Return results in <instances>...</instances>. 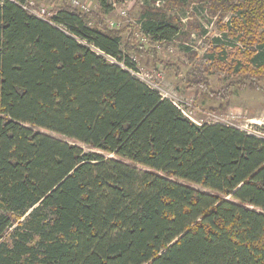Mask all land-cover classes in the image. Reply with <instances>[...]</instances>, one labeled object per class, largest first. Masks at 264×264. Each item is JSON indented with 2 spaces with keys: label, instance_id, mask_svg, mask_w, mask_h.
<instances>
[{
  "label": "trees",
  "instance_id": "1",
  "mask_svg": "<svg viewBox=\"0 0 264 264\" xmlns=\"http://www.w3.org/2000/svg\"><path fill=\"white\" fill-rule=\"evenodd\" d=\"M134 1L148 45L109 27L106 0L87 14L57 0V25L0 0V264H264V137L196 124L119 65L156 60L184 35L168 10L196 4L221 36L189 54L187 88L257 89L264 0ZM210 75L234 81L215 92Z\"/></svg>",
  "mask_w": 264,
  "mask_h": 264
},
{
  "label": "rangeland",
  "instance_id": "2",
  "mask_svg": "<svg viewBox=\"0 0 264 264\" xmlns=\"http://www.w3.org/2000/svg\"><path fill=\"white\" fill-rule=\"evenodd\" d=\"M82 1L90 5L91 11H100V0ZM106 1L108 5L112 6L106 17L107 23L114 21L118 25L116 29L124 30V40L133 32L136 34L140 45H148L149 40L144 43L141 40L139 23L141 4L134 0L126 3L121 0ZM41 5L52 8L58 5V2L57 0H45ZM193 5L191 9L196 7ZM163 6L164 4H160L159 8ZM120 8L128 9L127 17L124 18L119 14ZM168 13L185 19L182 7L171 6ZM219 21L218 16L212 17L207 12L196 15L190 14L187 22L183 23L184 35L182 37L171 43L162 44L160 50L155 44L157 62L149 56L141 57L136 54L130 56L137 59L138 66L151 82V85L154 86V89L166 99L173 101L196 124H225L264 137V81L257 82V89L250 87L249 82L243 86L235 85L232 88L231 96L224 102L206 99L197 91L188 89L184 83L186 71L190 67L189 54H194V59H196L205 56L210 51L212 39L221 35ZM227 21L228 18H225L222 24L224 25ZM176 69L179 70V75ZM209 79L215 92L223 91L226 86L234 81V79L224 75H210ZM79 146L86 152L89 151L87 147Z\"/></svg>",
  "mask_w": 264,
  "mask_h": 264
},
{
  "label": "built area",
  "instance_id": "3",
  "mask_svg": "<svg viewBox=\"0 0 264 264\" xmlns=\"http://www.w3.org/2000/svg\"><path fill=\"white\" fill-rule=\"evenodd\" d=\"M123 3L129 2V1H122ZM160 4H164V1H158L155 5L157 7L160 6ZM69 5L77 11H80L84 14L90 13L91 12V7L88 3L82 1V0H69ZM22 7L24 8V10H26L29 14L37 17L40 20L46 21V22H50L53 25H57L56 23H54L52 21V18L55 17V13L52 11V9L50 7H46L45 5H37L35 0H25V2L23 3ZM193 8L190 9L189 11L186 12L185 19H181L182 24L186 23L187 20L189 19L190 14L193 13ZM119 14L122 17H127L128 16V9H124V8H120L119 9ZM108 25L111 29H116L118 28V25L114 22V21H108ZM61 29H63L62 26L58 25ZM140 30H141V40L142 42H147L148 37L142 32L141 26H140ZM63 31H65L63 29ZM66 32V31H65ZM221 35H219L218 37H220ZM80 43H82L85 46H88L87 43L85 41H81L80 39L76 38ZM165 44V43H157V48L158 50L161 49V45ZM95 53H97L100 56H103L108 62L112 63V64H118L117 61L107 55H105L104 53H102L101 51H99L98 49H96L93 46H89ZM242 48V46H240ZM131 57V56H130ZM131 59L137 64V68L135 70L129 69L127 67H125L123 64H119L124 70L128 71L131 73V75L136 78L137 80L145 83L146 85H148L149 87H151L152 89H154V86L151 85V82L146 78V76L142 73V69L138 66V62L137 59H135L134 57H131ZM155 90V89H154ZM162 95V94H161ZM163 98H165L162 95ZM173 102V101H172ZM174 103V102H173ZM175 104V103H174ZM176 105V104H175ZM177 106V105H176ZM178 107V106H177ZM188 117V116H187ZM191 119V118H190ZM225 125V124H224ZM243 130V129H242ZM248 132V131H246ZM251 133V132H248ZM251 134H256V133H251ZM257 135V134H256Z\"/></svg>",
  "mask_w": 264,
  "mask_h": 264
}]
</instances>
